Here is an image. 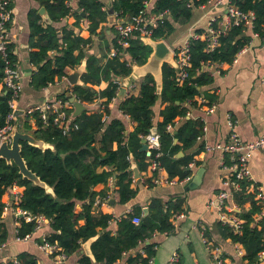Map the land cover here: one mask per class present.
Here are the masks:
<instances>
[{
	"label": "trees",
	"instance_id": "16d2710c",
	"mask_svg": "<svg viewBox=\"0 0 264 264\" xmlns=\"http://www.w3.org/2000/svg\"><path fill=\"white\" fill-rule=\"evenodd\" d=\"M70 1L72 0H40L53 22L50 24L43 25V16L38 9L29 12L30 44L37 48L29 55L30 63L36 66L30 84L35 89L47 87L62 76H68L70 71L85 61L86 70L81 76L83 85L73 86L72 91L84 102L92 103L100 98L105 100L99 107L89 108L76 116L74 121L78 128L71 129L68 134H63L51 120L49 124H43L37 118L34 136L52 144L53 148L43 150L22 141L21 153L28 167L53 188V193L24 178L15 163L10 164L0 157V198L15 184L25 187L19 207L30 211L34 216L43 215L49 219L51 232L47 240L57 243L67 256L78 253L85 241L96 237L91 244L94 260L82 253L78 257L79 264H116L124 257V264H149L156 251L155 243L144 246L146 256L137 252L133 254L131 251L136 250L141 243L145 244L155 232H172L175 228L172 217L181 212L184 198L177 197L166 203L160 198H153L146 216L143 215L142 209L138 208L118 220L104 208L94 212L95 201L97 198L110 197L107 186L111 177L116 179L118 186L113 189L117 202L125 204L133 199L138 192L131 188L135 181L131 168L133 163L142 171L155 159L167 170L171 178L178 177L183 180L192 175V170L187 168L191 162L200 166L194 156L203 146L196 152L193 148L203 133L204 123L200 118L189 117L188 112L191 106L198 105L194 98L201 94V88L214 82L213 75L205 66L215 62L233 63L238 53L250 43L251 36L246 33V26L233 24L227 31L220 33V45L211 51L206 50L207 39L191 38V67L188 68L189 77L184 82H180V71L177 68L164 63L160 93L154 76L148 74L141 81L139 95H125L119 101L120 110L137 123L133 131L127 132L123 119L113 117L107 122L104 118L106 115L110 117L112 98L119 91L116 80L129 76L133 65L145 64L153 49L145 44L139 35L129 39L128 47L121 48L115 27L110 28L113 34L111 40L107 36V29L101 28L98 31L108 17L107 12L102 9L104 3L100 0H78L79 7L86 13V19L90 22V37L84 38L67 26L57 28L54 23L71 14L75 15L77 24L84 18L82 12L74 10ZM147 1L149 0H115L112 7L118 17L126 18L143 11ZM208 1L156 0L151 13L163 14V17L153 28L152 38H168L175 31V24L188 23L194 9ZM232 3L242 11L254 12L252 30L264 38V0H232ZM11 6L13 7L12 3ZM218 25L216 20L211 27L218 29ZM94 36L104 44V57L112 47H116L129 58L121 60L120 56H114L103 64L101 57L92 49ZM9 48V56L16 62L17 55L12 44ZM4 67L5 61L0 56V81L4 76ZM102 81L109 82L108 87L103 90L97 91L91 86ZM204 96L209 104L215 101L214 95L206 92ZM10 97V92L6 90L0 93V126L5 124L10 112ZM59 97H65V94ZM163 104L165 107L159 111L163 121L156 122V106ZM178 117L181 120L176 122ZM168 125H172L173 130H169ZM155 126L160 136L159 157L156 156L157 150H152L150 156L141 151L142 140ZM115 143L117 149H114ZM180 151L185 152V155L177 158L176 154ZM100 167L112 169L99 171ZM146 184L153 185L150 179ZM247 184V181H243L242 190L234 194L238 206H249V209L241 214L244 219L241 231L235 233L227 224H219L225 237L243 245L246 251L243 259L247 261L246 264H259L260 252L264 249V216L256 218L261 212V206L255 200L254 192H246ZM80 203L82 209L77 211ZM4 206L0 201V220ZM136 216H141L139 224L133 222ZM19 221L18 236L23 237L34 232L35 221L27 222L24 218ZM114 221L118 223L116 230L111 226ZM7 237V228L0 221V244L6 241ZM9 264H37V258L30 252H22L18 255L16 263ZM172 264H185L184 257L180 255Z\"/></svg>",
	"mask_w": 264,
	"mask_h": 264
},
{
	"label": "crops",
	"instance_id": "0c3cea01",
	"mask_svg": "<svg viewBox=\"0 0 264 264\" xmlns=\"http://www.w3.org/2000/svg\"><path fill=\"white\" fill-rule=\"evenodd\" d=\"M100 1L104 3L102 9L109 15V10L113 8L112 3L115 0ZM155 2L156 0H149L147 6L149 13L154 8ZM12 4L14 18L9 25L8 31L10 44H12L13 50L17 55L16 64L22 75L23 92L19 98V108L25 110L29 106L52 101L62 94L66 95L67 92H72L76 96L72 91L73 86L64 80L57 79L55 83L42 89H35L30 84L31 76L36 70V66L30 63L29 55L32 51L37 50V48L32 47L30 44L29 12L38 9L40 13V9L45 6L41 4L40 0H12ZM71 5L76 11L80 8L78 0H72ZM226 15V1L209 0L194 9L193 16L188 23L175 24V31L164 40L176 52L185 45L192 34H203L205 33L203 31L207 32L212 19L216 18L218 24L224 23ZM88 22L86 17H84L77 24L75 15L71 14L61 21L54 23V25L59 29L67 26L72 28L76 34L88 38L91 36L89 30L90 22ZM107 22L102 23L98 31L101 28L107 29V36L111 40L113 34H111L112 32H108ZM42 23L45 25L53 22L43 16ZM246 33L251 36V41L238 53L233 63L215 62L208 63L205 66V69L213 75L214 82L201 88V94L194 98L198 105L191 106L188 112L190 113L188 115L189 117L200 118L206 127V131H203L202 137L197 139L193 148V151L196 152L203 146V149L194 156L195 160L200 162V166L194 165L193 168L189 167L192 170V178L184 183H162L150 186V184H146V181L148 179L152 181L153 176H159L163 179L178 177L171 178L167 170L163 167L157 172H154L149 165L147 169L139 170V179L135 177V173L132 170L135 181L131 184V188L138 190V192L128 203L121 204L117 202L113 195V189L115 187L118 188V186H116V179L112 177L109 179L107 186L110 197L108 199L106 198L105 202H98V200H105V198H97L95 201L94 212H98L101 208H104L118 220L128 213H133L138 208L142 209L143 215L145 216L144 210L147 208L149 212V205L153 198H160L164 203L177 197L184 198L181 212L172 217V222L175 226L174 230L169 233L155 232L145 244L141 243L136 250L131 251L133 254L137 252L146 256L144 246L148 243H155L157 246L151 264H169L174 254H177V258L180 255L183 256L185 264H213L210 250L205 241L206 238L220 248L221 255L226 259V264H246L247 262L243 259L246 253L243 245L239 242H234L230 237H225L219 224V213L215 207L210 206V202L216 198L219 192L228 188L223 183L226 174L223 168L225 155L219 150L207 149V145H215L228 141L231 131L228 126L229 115L237 122L236 129L245 141L255 140L264 135V38L256 35L252 29H248ZM93 38L94 43L92 49L101 57V62L104 64L108 58H111L109 54L113 47L107 56L104 57L103 53L105 50L103 42L97 36ZM120 57L121 60L129 58L125 53L120 55ZM83 63L86 64L85 61ZM76 69L70 71L69 75ZM221 70H223V73H221ZM142 79H139L135 85L127 89L125 95H139ZM108 84V81H102L98 85L91 86L95 90L100 91L107 88ZM1 92L2 86L0 84ZM206 92L215 96L213 103H208V99L204 96ZM200 97L204 98L205 102H200ZM103 100L105 99H96L92 103L80 101L89 109L99 107V104ZM120 100L118 97V100L111 104V114L107 122L113 117L121 118L125 123L127 132H131L135 129L137 123L129 115L124 114L120 110L118 106ZM212 106H214L213 111L208 112V109ZM164 107L165 104L156 106L154 113L156 122L163 121V116L160 115L159 111ZM24 115L25 113L18 115L16 127L24 125L28 130L21 131L33 134L34 130L37 129L36 118ZM180 120V117H178L176 122ZM114 149H117V143L114 144ZM183 153L185 155V152ZM249 165L253 180L264 191V147L253 152ZM201 168H204L201 183L194 189L190 188L186 190L196 172ZM104 169L111 170L112 168L100 167L99 171ZM24 190L25 187L15 184L6 190L0 198V201L5 206L12 209L5 212L3 209L2 219L0 220L5 224L8 231L7 240L0 246V263L9 264L10 262L16 261L20 253L30 252L36 256L37 264H59L57 258L46 254L40 247V244L47 239L51 232L49 219L43 221L39 227H35L34 232L30 233L29 240L18 239L17 229L20 226V217L15 214V208L18 203L17 198L23 194ZM112 196L115 198L114 204H110L109 201ZM229 202L231 205L236 204L234 197ZM239 208L241 210L239 216H241L242 211H247L249 206L246 205L243 208L239 206ZM81 209L82 205L80 203L77 206V211ZM111 226L116 230L118 227L117 221H114ZM240 248L244 250L243 255L238 253ZM81 251H83V244ZM81 251L68 256L60 264H79L78 257L84 253H80ZM125 261L126 257L119 260L116 264H124ZM259 264H264V258H260Z\"/></svg>",
	"mask_w": 264,
	"mask_h": 264
},
{
	"label": "built area",
	"instance_id": "2783aa9c",
	"mask_svg": "<svg viewBox=\"0 0 264 264\" xmlns=\"http://www.w3.org/2000/svg\"><path fill=\"white\" fill-rule=\"evenodd\" d=\"M226 1L227 4V15L225 22L219 24L218 29H214L211 27V24L215 22L217 19L214 18L210 22V26L207 29V32L203 34L194 33L191 35L189 40L185 43L183 47L175 52V60L177 62L179 71H180V82H184L189 77L188 68L191 67V56H190V40L203 38V40H208V46L206 48L207 51L214 50L217 46L220 45L219 35L222 31H227L233 24L240 25L243 24L248 29H252L254 25L255 14L253 11L245 12L240 10L232 0H220ZM71 2V1H70ZM148 2H146V8L141 11L137 15H131L127 19L118 17V14L115 13L117 17V23L114 26L118 33V43L121 48H126L129 46V39L136 35H139L141 40L145 37L152 38L153 28L158 25V20L163 17V14H151L148 12L147 6ZM12 0H0V56L5 61L4 67V76L0 81L2 86V92L4 90L10 92L11 97L8 100V104L10 107V112L6 117V122L4 125L0 126V145L3 142H8L10 145L13 141V135L16 128V122L18 119V115L15 114L17 110H22L19 108V98L23 92L22 86V75L20 70L10 58V40H9V24L13 21L14 13L13 7L11 6ZM192 4H190L191 6ZM89 23V22H88ZM256 35H258L256 33ZM62 42V41H61ZM53 53V52H52ZM124 54L119 48H112L109 54L110 57L120 56ZM69 76V75H68ZM68 76L64 75L58 80L68 81ZM116 82L119 85V90L122 88V79H117ZM72 86V85H71ZM264 86V79H263ZM1 92V93H2ZM119 91L116 96L112 98V103L118 100ZM200 102H205V99L200 97ZM110 104V105H111ZM214 106L208 109V112L213 111ZM74 104L65 96V97H57L52 101H48L42 104L29 106L27 109L22 110V114L25 113L24 116L39 118L43 124H49L50 120L56 126H58L63 134H68V132L73 128H78V124L74 121ZM190 115V113H188ZM109 116L106 115L104 120L107 121ZM19 126V125H18ZM228 126L231 129L230 137L225 143H218L215 145H207L208 150H219L225 155V161L223 163V168L226 171V174L223 179L224 185L228 188L223 191H220L214 200L210 202V206H213L217 209L220 222L227 224L235 233L241 231L242 224L244 219L239 216V212L241 211L237 204L231 205L230 200L233 199L234 193L241 191L243 186L242 182L247 181L245 189L246 192H254L255 200H257L258 204L261 206V212L257 215V219L261 216H264V191L260 185H258L252 178V174L250 171L249 161L253 155V152L264 147V135L259 138L251 141H245L240 134L238 133L236 127L237 122L233 119L231 115L228 116ZM169 130H173L172 125H168ZM203 131H206V127L203 126ZM202 137V134L198 137L199 139ZM147 140L149 149L148 156L151 155L152 150H157L156 156L159 157L161 155L160 147V136L157 134L150 133L149 135L144 137ZM195 165L194 162L189 164L190 168H193ZM150 168L152 171L157 172L161 166L158 161L151 160ZM192 176L186 177L181 180L179 178L173 179H163L159 176H153L152 183L154 185L166 183V184H176L178 182L184 183L189 181ZM22 196V195H21ZM21 196L17 198L18 203L15 208V214L19 217L23 215L27 222L35 221L36 227H39L43 221H46L47 218L43 215H33L30 211L23 210L19 207V202L21 200ZM106 201L105 200H98ZM12 210L8 206H4V212ZM3 214V213H2ZM133 222L139 224L141 222V216H136L133 218ZM18 234V231H17ZM18 236V235H17ZM30 234H27L23 237L18 236V239L29 240ZM206 244L210 250L212 256L213 264H226V259L221 255V250L218 246H215L213 242L209 239H205ZM3 244H0L2 246ZM41 249L48 255L57 258V262L62 263L68 256L62 251L61 247L58 246L57 243L49 242L45 239L40 244ZM239 254L243 255L244 250L242 248L238 251ZM260 258H264V249L260 252ZM151 258L149 260V264L152 263ZM177 259V254L172 255L170 259V263L172 264ZM15 263L17 262L14 261ZM1 264V263H0Z\"/></svg>",
	"mask_w": 264,
	"mask_h": 264
},
{
	"label": "water",
	"instance_id": "95a60500",
	"mask_svg": "<svg viewBox=\"0 0 264 264\" xmlns=\"http://www.w3.org/2000/svg\"><path fill=\"white\" fill-rule=\"evenodd\" d=\"M78 11H82V9L78 8ZM114 11H115L114 8H111L109 10V15L107 17V21H108L107 25L109 28L108 30L109 33L111 32L110 28L114 27L117 23V17ZM40 14L47 17V19L50 20L48 12L45 7H42L40 9ZM82 15L86 17L85 12H82ZM143 42L147 45H150L153 51L145 64L133 65V70L131 74L122 79V88L119 93V99L121 100L125 96L127 89L135 85L139 79L145 77L148 74H152L154 76L157 83L158 93H160L163 83L162 67L164 63H168L179 70L177 62L175 60V52L164 39L156 40L153 38L145 37L143 38ZM85 70H86V64L83 63L68 76L69 83L72 86L83 85L81 76L83 72H85ZM65 96L74 104L75 117L80 115L83 111L87 110V106L83 104L75 95H73L72 92H67ZM22 112H23L22 110H17L15 114L19 115L22 114ZM151 133L154 135L157 134V128L154 127ZM22 141H26L29 144L39 147L43 150L47 148H53L52 144L47 143L42 139L36 138L32 133L23 132L19 129V127H16L13 135L12 144L10 145L8 142L5 141L0 145V157L4 158L10 164L15 163L19 167V171L24 178L31 180L36 185L44 187L47 190V192L53 193V188L50 185H48L46 182H44L35 172H33L28 167L21 153ZM175 142H177V140ZM148 149L149 146L147 140L144 138L142 140L141 151L148 152ZM183 155H184L183 152H179L177 154V157H181ZM187 169L190 170V168ZM132 170L135 173V177L139 179L140 172L136 164H132ZM203 173H204V168L199 169L194 175L192 181L190 182L186 190H189L190 188L191 189L196 188L201 183ZM114 199L115 198L113 196L109 199L110 204H114L115 201ZM144 211L146 216L148 214V209L146 208ZM19 217L22 218L23 215H20ZM95 238L96 237H93L85 241L83 243V251L80 252V253L84 252L85 254L90 256L93 260H94V255L92 253L91 244Z\"/></svg>",
	"mask_w": 264,
	"mask_h": 264
},
{
	"label": "rangeland",
	"instance_id": "374dc122",
	"mask_svg": "<svg viewBox=\"0 0 264 264\" xmlns=\"http://www.w3.org/2000/svg\"><path fill=\"white\" fill-rule=\"evenodd\" d=\"M19 129H20V130H28V129L26 128V126H24V125H23V126H20Z\"/></svg>",
	"mask_w": 264,
	"mask_h": 264
}]
</instances>
